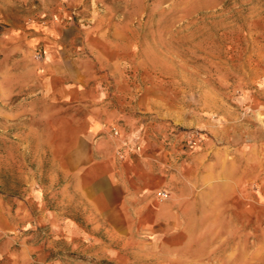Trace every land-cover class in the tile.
<instances>
[{
	"label": "rangeland",
	"instance_id": "obj_1",
	"mask_svg": "<svg viewBox=\"0 0 264 264\" xmlns=\"http://www.w3.org/2000/svg\"><path fill=\"white\" fill-rule=\"evenodd\" d=\"M43 13L64 20L65 36L94 32L128 51L127 77L155 109L148 116L210 136L206 206L187 246L154 257L106 248L49 148L54 119L76 109L33 104L9 82L11 95H0V264H264V0H0V32L7 19ZM3 65L0 55V79Z\"/></svg>",
	"mask_w": 264,
	"mask_h": 264
},
{
	"label": "crops",
	"instance_id": "obj_2",
	"mask_svg": "<svg viewBox=\"0 0 264 264\" xmlns=\"http://www.w3.org/2000/svg\"><path fill=\"white\" fill-rule=\"evenodd\" d=\"M50 15L4 22L0 95L26 94L33 104L76 109L54 119L49 148L84 226L101 235L106 248L154 257L187 246L192 220L206 206L212 139L205 133L203 148H181L173 136L178 121L148 116L155 111L149 97L127 77L129 52L98 33L65 36L64 20Z\"/></svg>",
	"mask_w": 264,
	"mask_h": 264
},
{
	"label": "built area",
	"instance_id": "obj_3",
	"mask_svg": "<svg viewBox=\"0 0 264 264\" xmlns=\"http://www.w3.org/2000/svg\"><path fill=\"white\" fill-rule=\"evenodd\" d=\"M112 134L114 136L118 135L117 130H113ZM173 136L180 140L182 143V146L187 150H196L203 148L205 146V138L203 136V133L199 130H177L175 129L173 132ZM135 150H138V148H135ZM119 158H123V154L118 152L117 153ZM157 197L165 200L168 198V193L165 192H159L157 193Z\"/></svg>",
	"mask_w": 264,
	"mask_h": 264
}]
</instances>
